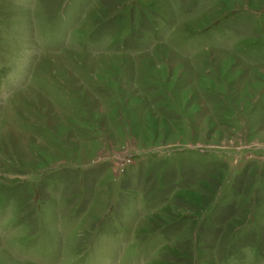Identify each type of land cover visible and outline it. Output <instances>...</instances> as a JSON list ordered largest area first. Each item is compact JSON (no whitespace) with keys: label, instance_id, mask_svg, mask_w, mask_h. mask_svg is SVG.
Masks as SVG:
<instances>
[{"label":"rangeland","instance_id":"374dc122","mask_svg":"<svg viewBox=\"0 0 264 264\" xmlns=\"http://www.w3.org/2000/svg\"><path fill=\"white\" fill-rule=\"evenodd\" d=\"M0 264H264V0H0Z\"/></svg>","mask_w":264,"mask_h":264}]
</instances>
